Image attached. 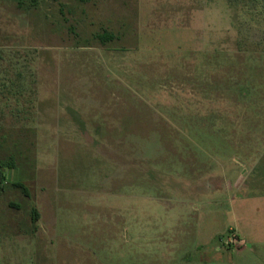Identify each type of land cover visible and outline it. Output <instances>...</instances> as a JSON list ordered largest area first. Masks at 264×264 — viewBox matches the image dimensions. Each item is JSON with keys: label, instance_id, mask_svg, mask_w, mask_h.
<instances>
[{"label": "rangeland", "instance_id": "1", "mask_svg": "<svg viewBox=\"0 0 264 264\" xmlns=\"http://www.w3.org/2000/svg\"><path fill=\"white\" fill-rule=\"evenodd\" d=\"M29 3L0 0V264H264V0Z\"/></svg>", "mask_w": 264, "mask_h": 264}, {"label": "crops", "instance_id": "2", "mask_svg": "<svg viewBox=\"0 0 264 264\" xmlns=\"http://www.w3.org/2000/svg\"><path fill=\"white\" fill-rule=\"evenodd\" d=\"M65 1L68 2V0H65ZM54 2L59 5V10H58L57 15L60 14L61 16H63L64 0H30L29 6L36 9L37 7H39L40 4L43 3L45 5V13H44L45 17L51 18L52 17V11H51L52 10V4ZM77 6H78V4H77ZM108 22H110V21H108ZM100 35H109V34L104 32V33H101ZM71 104L76 105L74 103H71Z\"/></svg>", "mask_w": 264, "mask_h": 264}, {"label": "built area", "instance_id": "3", "mask_svg": "<svg viewBox=\"0 0 264 264\" xmlns=\"http://www.w3.org/2000/svg\"><path fill=\"white\" fill-rule=\"evenodd\" d=\"M236 238V237H235ZM235 238H233V236H231V237H229L228 238V240H227V242L229 243V242H235Z\"/></svg>", "mask_w": 264, "mask_h": 264}, {"label": "trees", "instance_id": "4", "mask_svg": "<svg viewBox=\"0 0 264 264\" xmlns=\"http://www.w3.org/2000/svg\"><path fill=\"white\" fill-rule=\"evenodd\" d=\"M16 185L19 186V187H21L23 190H25L24 187L22 186V184H16ZM34 215H36V212L33 210V216Z\"/></svg>", "mask_w": 264, "mask_h": 264}]
</instances>
